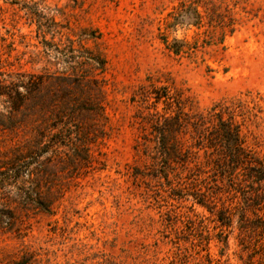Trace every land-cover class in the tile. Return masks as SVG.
Instances as JSON below:
<instances>
[{"label":"rangeland","instance_id":"1","mask_svg":"<svg viewBox=\"0 0 264 264\" xmlns=\"http://www.w3.org/2000/svg\"><path fill=\"white\" fill-rule=\"evenodd\" d=\"M158 87L188 115L240 104L264 156V0H0V264H264V221L158 173Z\"/></svg>","mask_w":264,"mask_h":264},{"label":"trees","instance_id":"2","mask_svg":"<svg viewBox=\"0 0 264 264\" xmlns=\"http://www.w3.org/2000/svg\"><path fill=\"white\" fill-rule=\"evenodd\" d=\"M147 97L155 106L160 101L166 106L174 102L177 111L160 113L154 109L150 115L153 142L150 156L157 165V171L167 180L168 170L175 164L187 170L194 180L206 175L202 181L212 188L211 193L226 194L234 200L231 207L222 206L218 210V220L232 215L244 220L247 211L262 220L256 210L264 208V156L245 145L240 124L234 121L236 105H215L204 114L188 115L181 110L179 99H173L167 87L153 88ZM226 115V117L224 116ZM188 128L189 144L181 143L179 134ZM14 171L12 165L7 169ZM181 173V172H180ZM179 174V173H177ZM170 188L171 182L167 180ZM173 194L191 196L199 205L209 209L202 198L204 193L182 192V188H172Z\"/></svg>","mask_w":264,"mask_h":264}]
</instances>
